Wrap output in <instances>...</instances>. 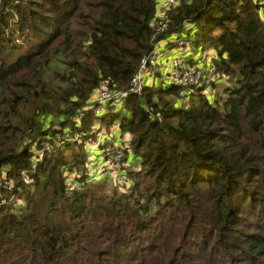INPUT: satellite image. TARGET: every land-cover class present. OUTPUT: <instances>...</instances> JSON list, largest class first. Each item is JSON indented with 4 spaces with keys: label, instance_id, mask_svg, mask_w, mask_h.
<instances>
[{
    "label": "trees",
    "instance_id": "1",
    "mask_svg": "<svg viewBox=\"0 0 264 264\" xmlns=\"http://www.w3.org/2000/svg\"><path fill=\"white\" fill-rule=\"evenodd\" d=\"M156 6L0 0V264H264V0H183L163 34L190 21L216 82L162 81L77 119L103 79L128 85ZM97 119L129 134L111 143L125 190L81 173Z\"/></svg>",
    "mask_w": 264,
    "mask_h": 264
},
{
    "label": "built area",
    "instance_id": "2",
    "mask_svg": "<svg viewBox=\"0 0 264 264\" xmlns=\"http://www.w3.org/2000/svg\"><path fill=\"white\" fill-rule=\"evenodd\" d=\"M182 2L183 0H157L156 13L151 23L155 31L152 38V46L142 56L140 64L131 76L128 85L123 89L111 88L108 79H103L99 86L94 89L77 119L88 110H93L94 116L98 118L97 116L100 115V112H104V109L108 105L118 107L128 95H141L144 89L149 87V85H154L156 79L159 77L162 78L163 82L171 81L170 83L174 82V84L183 86H193L202 83L208 85V83L214 80L215 67L209 58H207L204 64H200L198 61L199 57L194 59L183 56L185 52L190 55L191 45L180 33L184 29L191 30L192 24L190 21L185 20L173 33L163 34V31L167 29L168 12L178 7ZM100 126L93 124L89 133H96V139L97 136L100 138V140L96 141V147H102L100 151L104 156L103 162L106 161V163L113 165L112 160L117 159L119 161L123 155L121 148L113 150L111 147V143L113 142L118 146L120 123L119 121H115L108 130L110 131L108 133H105V129L96 132V129ZM103 131L105 132L103 133ZM122 141L124 140L122 139ZM21 176L27 178L25 172H22ZM9 183L12 185L14 181L10 180Z\"/></svg>",
    "mask_w": 264,
    "mask_h": 264
},
{
    "label": "rangeland",
    "instance_id": "3",
    "mask_svg": "<svg viewBox=\"0 0 264 264\" xmlns=\"http://www.w3.org/2000/svg\"><path fill=\"white\" fill-rule=\"evenodd\" d=\"M197 49H198V51H197ZM197 49H195V48L193 49V47L191 46L192 52L190 53V55H188V56L185 55L184 57H187V58L192 57V58L196 59L197 57L201 56L205 60L206 59V54H205L206 52H202L201 51V48H197ZM195 51H197V52H195ZM193 52H195L196 54H194ZM6 53H7V51L5 52V54ZM180 54H181V52H180ZM62 67H63V65L60 62H55L53 64V68L54 69L55 68L62 69ZM224 80H225V78H224ZM224 80L218 81L220 83H217L214 86H208V87H206V89L204 90V93H206L208 96L213 97V98H215V95H216V97L218 98L219 96H221L223 94L222 91H223V87L225 86L224 84L227 83V81L224 82ZM162 81H163L162 78H160V77L157 78L154 86L160 85V83ZM211 82H216V79L214 78V80H212ZM94 125L95 126L100 125V121H97L96 120L94 122ZM105 130H107V129L105 128ZM107 132H109V131L107 130ZM128 137H129V134L128 133H125L124 136H123V138H120V139L118 138L119 141L117 142V144L120 145V143L122 142V139L124 141H126L128 139ZM98 140H100L99 136H97V139H96V136L95 135H90L88 137V139L85 141V143H88L86 146L89 148V150H88V152L86 154L87 155L86 157H87V159H93V160H91V163L92 164H90V165H89V163L86 160V162L88 163V166L87 165L86 166L84 165V168L81 169V173L84 172V170L86 168V170H85L86 173L88 175H91L93 172L95 173L97 171V169H98L99 172L98 171L96 172L97 173L96 176H88V177H92V179L91 178H88V181L89 182L92 181V180L93 181H96V180H94L95 178L98 181H104V178L102 177V174L103 173H106L110 177V180L104 182V184H105L104 187L105 188H109V187L112 188V187H114V185H116V186L120 187L119 188L120 190L127 189L128 186L121 183V181L124 179V176H118L116 173H117V171L119 173V169L122 168V167L128 166L129 163L123 164V162H119L117 165H114L115 163H117V159H114L112 161V163L114 165L113 166L110 163H106V161L103 162V157L104 156L102 155V152L100 150H98L99 147L98 148L96 147L97 146L96 145V141H98ZM84 147H85V145H84ZM107 147H109V146H107ZM95 152H97L99 154V156L96 155V158L94 157L95 156ZM131 159H132V157H131ZM93 164H96V166L94 168L91 166ZM104 164L108 166V168L106 170H103ZM90 166H91V168H90ZM138 167H139L138 164H136L135 169H138ZM73 168H75V167H73Z\"/></svg>",
    "mask_w": 264,
    "mask_h": 264
},
{
    "label": "crops",
    "instance_id": "4",
    "mask_svg": "<svg viewBox=\"0 0 264 264\" xmlns=\"http://www.w3.org/2000/svg\"><path fill=\"white\" fill-rule=\"evenodd\" d=\"M96 155L98 156V153L97 152H95V156L94 157H96Z\"/></svg>",
    "mask_w": 264,
    "mask_h": 264
}]
</instances>
